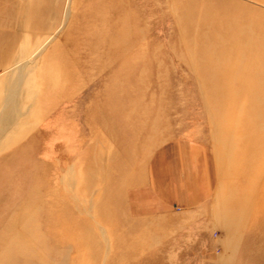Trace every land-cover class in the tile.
I'll return each instance as SVG.
<instances>
[{
    "label": "rangeland",
    "instance_id": "374dc122",
    "mask_svg": "<svg viewBox=\"0 0 264 264\" xmlns=\"http://www.w3.org/2000/svg\"><path fill=\"white\" fill-rule=\"evenodd\" d=\"M67 1L0 0V264H264V0Z\"/></svg>",
    "mask_w": 264,
    "mask_h": 264
},
{
    "label": "bare ground",
    "instance_id": "6f19581e",
    "mask_svg": "<svg viewBox=\"0 0 264 264\" xmlns=\"http://www.w3.org/2000/svg\"><path fill=\"white\" fill-rule=\"evenodd\" d=\"M70 0L67 1V4L64 5L66 6L64 8V11H63V19L67 21V18L69 16V11H70V8H69V5H68V2ZM12 8V7H11ZM25 9V8H24ZM32 13H34V11H32ZM62 13V12H61ZM60 13V14H61ZM26 14V13H25ZM31 14V13H29ZM37 14V13H36ZM35 14V15H36ZM34 15V14H32ZM31 15V17H33ZM55 16V15H54ZM57 17V16H55ZM54 17V18H55ZM61 17V15H60ZM59 17V18H60ZM70 18V17H69ZM58 19V18H57ZM59 23V22H58ZM34 24V23H33ZM32 24V25H33ZM41 24V23H40ZM40 24H35L34 25V28H33V32H30L28 33V35L26 36L24 33L23 35H25L26 38L30 36L34 37L33 39L31 38V41H32V44L28 47V46H24V45H20L21 47H19V50L17 49V47H14L15 49L10 52V53H6V57H9L8 59L12 62V64H21L20 61H24V60H30L34 57H36V59L33 61V63L28 66L27 70L25 73H20V71L17 73L18 75V87L22 86L23 85V80H26L29 76V74L32 72H35L37 73L38 70H40V66H37L36 63L38 62H41L43 60H45V55L48 54L45 53L44 55V52L46 50V48L48 47V44H50L53 35H48V30L50 29V25L48 23H43L40 25ZM54 24V23H52ZM65 25H67L66 23H64ZM23 26H24V23H23ZM64 26V25H63ZM250 26V25H249ZM54 27H55V24H54ZM62 27V26H61ZM40 30L41 33L38 34L37 30ZM32 30V28H31ZM236 30V29H235ZM35 31V32H34ZM245 32V31H244ZM252 32V31H251ZM47 35H46V34ZM20 35V34H19ZM21 37V36H20ZM25 37H24V40H25ZM15 38V37H14ZM248 39V38H247ZM260 39V38H259ZM29 40V39H28ZM54 40V39H53ZM251 40V39H250ZM29 42V41H28ZM16 43V42H14ZM21 43V42H20ZM15 45V44H14ZM253 46V45H252ZM51 47V46H50ZM232 47V46H231ZM48 50V49H47ZM6 52V51H5ZM253 52V51H252ZM56 57V56H55ZM46 61V60H45ZM42 62V63H43ZM45 63V62H44ZM261 72V71H260ZM259 72V73H260ZM258 73V72H257ZM250 74V73H249ZM30 80V78H29ZM260 83V82H259ZM256 84V83H255ZM261 84V83H260ZM21 88V87H20ZM257 88V87H255ZM253 89V88H252ZM251 91V89H250ZM17 92V90H16ZM16 94V93H15ZM17 95H15L16 97ZM23 97L22 95L21 96H18L16 99L13 98V102H12V99H8L9 101H5V107H3V111L1 112L2 114L0 115V120H3V123L5 124V127H9L14 121H15V118L17 117V113H18V109L20 108V103L22 101Z\"/></svg>",
    "mask_w": 264,
    "mask_h": 264
},
{
    "label": "crops",
    "instance_id": "0c3cea01",
    "mask_svg": "<svg viewBox=\"0 0 264 264\" xmlns=\"http://www.w3.org/2000/svg\"><path fill=\"white\" fill-rule=\"evenodd\" d=\"M202 183L207 187V183H206V179H204V181H202ZM183 185V182H181V184H180V186H182ZM204 189H207V188H204ZM197 222V221H196ZM192 226H196V225H192ZM198 226V225H197ZM205 226V225H204ZM191 249H192V247H191ZM186 252H189V250L188 251H186ZM185 252V254H183V252H180V253H178V261H176L174 264H185L183 261L185 260V259H189V260H191L189 263H187V264H192L191 262H192V258H193V256H191L190 258H189V253H186ZM187 254H188V256H187ZM196 260H198V258L197 257H194V261H196ZM198 264V263H197ZM205 264V263H204ZM207 264V263H206Z\"/></svg>",
    "mask_w": 264,
    "mask_h": 264
}]
</instances>
